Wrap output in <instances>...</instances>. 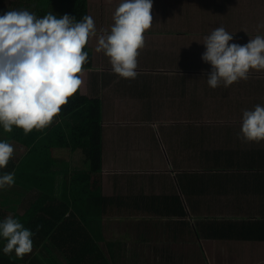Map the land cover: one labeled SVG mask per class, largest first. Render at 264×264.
<instances>
[{
	"label": "crops",
	"instance_id": "1",
	"mask_svg": "<svg viewBox=\"0 0 264 264\" xmlns=\"http://www.w3.org/2000/svg\"><path fill=\"white\" fill-rule=\"evenodd\" d=\"M70 1L0 0V16L26 9L42 18L50 7L60 18ZM120 3L88 0L98 35L110 33ZM152 4L135 79L115 74L95 50L97 37L89 40L91 68L84 69L80 93L93 101L96 133L85 122L83 137H98L76 151L52 150L61 173L49 203L65 198L64 176L69 198L84 200L96 189L87 206L98 218L89 231L112 264H264V141L238 138L243 111L264 106V71L213 89L211 65L201 59L204 37L217 27L233 35L230 44L264 36L257 27L264 24V0ZM78 111L60 120L70 143L82 124ZM3 131L0 125V141L11 144ZM82 150L95 152L93 162ZM37 197L35 190L22 197V212Z\"/></svg>",
	"mask_w": 264,
	"mask_h": 264
},
{
	"label": "clouds",
	"instance_id": "2",
	"mask_svg": "<svg viewBox=\"0 0 264 264\" xmlns=\"http://www.w3.org/2000/svg\"><path fill=\"white\" fill-rule=\"evenodd\" d=\"M152 0H122L116 8L110 33L97 34L94 19L80 21L51 12L37 17L26 9L9 10L0 16V125L6 132L13 126L25 134L49 126L84 84V65L89 54L85 46L97 37L96 52L110 60L113 72L135 79L138 57L145 47V33L153 25ZM264 27V24L258 25ZM223 26L204 37L206 51L201 59L210 63L208 85L215 89L247 80L251 70L264 71V36L256 35L245 45ZM238 138L264 141V106L244 110ZM14 147L0 141V169L7 167ZM14 185V172L0 175V188ZM33 233L12 216L0 222V237L6 240L5 254L13 251L23 258L32 251Z\"/></svg>",
	"mask_w": 264,
	"mask_h": 264
},
{
	"label": "trees",
	"instance_id": "3",
	"mask_svg": "<svg viewBox=\"0 0 264 264\" xmlns=\"http://www.w3.org/2000/svg\"><path fill=\"white\" fill-rule=\"evenodd\" d=\"M67 15L80 21L88 15V0H71ZM84 51L88 52L89 59L83 67L90 69L91 53L87 45ZM91 102L92 99L82 95L79 89L46 128L33 129L25 134L23 129L13 126L8 141L14 147V154L7 167L0 169V175L14 172V185L22 186L25 193L22 195L21 191H14L13 186L0 188V222L12 216L35 235L32 251L23 258L17 257L14 251L5 254L3 247L6 240L0 237V264H112L103 252L106 249L98 247L97 240L89 231L90 222L98 218V214L94 212L88 214L87 206L88 197H97L96 189L94 192L88 191L84 200L77 195L69 198L66 192L69 187L68 178L64 176L60 184L61 195H65V198L59 199L56 205L49 203L50 197L54 196L55 190L58 189L56 184L61 173L52 150L71 147L72 151H76L82 142L89 147L97 141L98 134L83 137L85 122L87 130L96 133L93 128L95 121ZM88 103L92 108L88 107ZM77 109L81 115L77 122L82 121V126L74 130L70 143L66 127L60 120L73 114ZM82 153L85 154V161L93 162L95 152L82 150ZM78 175L81 180L82 175L80 176V173ZM33 190L37 191L38 197L35 201L28 202V206L22 212V197H28ZM82 202L85 203L83 212ZM91 205L96 206L94 203Z\"/></svg>",
	"mask_w": 264,
	"mask_h": 264
},
{
	"label": "rangeland",
	"instance_id": "4",
	"mask_svg": "<svg viewBox=\"0 0 264 264\" xmlns=\"http://www.w3.org/2000/svg\"><path fill=\"white\" fill-rule=\"evenodd\" d=\"M14 1H16V3H17V2L19 3V0H14ZM50 9H51V8L49 7V10H48L49 12L51 11ZM21 10H22V9H21ZM52 10H54V9H52ZM55 11H57V10H55ZM45 13H46V11H45ZM51 13L54 14L53 11H51ZM46 14H48V13H46ZM46 14H45V15H46ZM3 132H4V135H5V138H6V139H10V133L6 132L5 130H4ZM13 187H15V190H14V191H18V189H19V191H21V190H20L21 188H17L18 186L13 185Z\"/></svg>",
	"mask_w": 264,
	"mask_h": 264
}]
</instances>
